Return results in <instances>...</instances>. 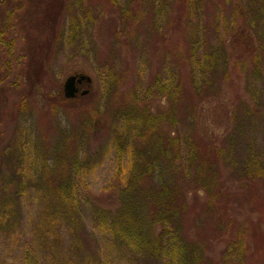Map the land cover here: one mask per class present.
<instances>
[{"label":"rangeland","instance_id":"rangeland-1","mask_svg":"<svg viewBox=\"0 0 264 264\" xmlns=\"http://www.w3.org/2000/svg\"><path fill=\"white\" fill-rule=\"evenodd\" d=\"M80 5L94 16L82 32L88 53L79 40L65 44L71 15L82 16ZM126 6L136 22L111 0H0V27L15 42L10 55L0 44V264H26L27 252L39 264H172L124 251L97 228L93 210L112 206L116 114L133 96L154 113L167 110L170 101L150 92L155 79L165 82L173 74L185 86L178 132L205 154L224 151L219 195L210 200L189 193L184 235L203 247V264H223L224 249L238 235L248 243L246 264H264V179L253 182L240 169L246 151L264 165V19L249 16L251 25L241 20L237 28L225 0L193 8L189 0H131ZM207 27L225 61L196 88L191 48L196 31ZM111 68L124 78L108 92L101 80ZM75 74L91 76L93 84L87 96L71 102L63 85ZM76 155L90 163L80 181L90 195L79 215L81 235L58 218L56 200L42 184L57 182Z\"/></svg>","mask_w":264,"mask_h":264},{"label":"trees","instance_id":"trees-1","mask_svg":"<svg viewBox=\"0 0 264 264\" xmlns=\"http://www.w3.org/2000/svg\"><path fill=\"white\" fill-rule=\"evenodd\" d=\"M121 1L111 0V3L116 8L120 7L122 14L126 13L129 19L136 22L138 16L133 14L132 8L127 10L126 6L131 0H126L128 4L122 6ZM204 1L189 0V6H202ZM225 1L230 4V20L237 28L240 27L241 20H246L248 28L249 16L264 19V0ZM80 11L82 16L71 15L70 32L65 44L75 45L74 41L79 40V46L88 53L89 44L82 32H88L87 27L94 16L91 7L80 5ZM196 32L190 61L195 60L191 65V76L197 88V85H202V81L207 84L212 80L213 76L210 75L225 59L219 46L212 47L209 42V27ZM0 44L2 53L8 55L15 44L1 27ZM200 50L203 51V60L197 59L200 57L199 54L197 56V51L199 53ZM259 58L260 54L256 56V59ZM112 69L108 71L111 72L106 79L101 80L108 92L115 90L124 78L122 73H115ZM172 76V80L167 79L165 82L160 77L155 79L153 91L150 92L154 98L170 101L167 110L154 113L148 105L142 106L133 96L131 103L116 114L112 145L116 158L117 182L111 185L112 206L95 207L93 217L102 233L109 234L121 244L124 251H131L135 258L157 262L168 260L172 264H203L206 261L203 247L189 241L183 232L189 209L188 196L189 193L197 195L203 192L212 200L219 195L217 165L224 151L218 148L212 155L205 154L196 140L190 136L183 137L178 132L179 106L184 101L185 86L179 74ZM22 98L21 104L24 101ZM249 152L246 151L241 159V171L253 182L264 179V165L253 151ZM89 168V158L76 155L72 169L60 174L57 182H42L47 194L56 200L55 211L58 218L65 220L80 235L82 224L79 215L85 202L90 201V195L84 190V182L80 181L83 171ZM108 199L111 201L112 197L109 196ZM247 256L248 243L242 235H238L224 249L223 264H246ZM26 264H39L32 252H27Z\"/></svg>","mask_w":264,"mask_h":264},{"label":"water","instance_id":"water-1","mask_svg":"<svg viewBox=\"0 0 264 264\" xmlns=\"http://www.w3.org/2000/svg\"><path fill=\"white\" fill-rule=\"evenodd\" d=\"M93 84V79L87 74H75L68 77L63 85L64 97L67 100L77 99L79 96H87ZM85 85L86 89L81 90L80 86Z\"/></svg>","mask_w":264,"mask_h":264},{"label":"flooded vegetation","instance_id":"flooded-vegetation-1","mask_svg":"<svg viewBox=\"0 0 264 264\" xmlns=\"http://www.w3.org/2000/svg\"><path fill=\"white\" fill-rule=\"evenodd\" d=\"M84 86H85V85L80 86L81 90H83Z\"/></svg>","mask_w":264,"mask_h":264}]
</instances>
